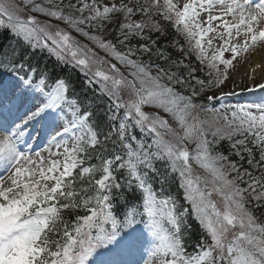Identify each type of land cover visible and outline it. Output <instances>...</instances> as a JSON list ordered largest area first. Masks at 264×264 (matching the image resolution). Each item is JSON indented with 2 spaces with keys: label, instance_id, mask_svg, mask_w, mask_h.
<instances>
[{
  "label": "snow or ice",
  "instance_id": "1",
  "mask_svg": "<svg viewBox=\"0 0 264 264\" xmlns=\"http://www.w3.org/2000/svg\"><path fill=\"white\" fill-rule=\"evenodd\" d=\"M5 33L0 264H264V0H0Z\"/></svg>",
  "mask_w": 264,
  "mask_h": 264
},
{
  "label": "bare ground",
  "instance_id": "2",
  "mask_svg": "<svg viewBox=\"0 0 264 264\" xmlns=\"http://www.w3.org/2000/svg\"><path fill=\"white\" fill-rule=\"evenodd\" d=\"M258 55H259V53H257L255 55V57L253 58V66H255L256 64L264 63L263 60H261L260 58H258L259 57ZM257 72H258V78L260 76H264V69H258Z\"/></svg>",
  "mask_w": 264,
  "mask_h": 264
},
{
  "label": "rangeland",
  "instance_id": "3",
  "mask_svg": "<svg viewBox=\"0 0 264 264\" xmlns=\"http://www.w3.org/2000/svg\"><path fill=\"white\" fill-rule=\"evenodd\" d=\"M259 57L258 58H260L261 60H263V62H264V57H262L260 54L258 55ZM255 56H253L252 58H251V63L253 64V58H254ZM245 71H248V69L245 67V66H243V65H241L240 67H239V70H238V73H237V78L239 79V76L242 74V73H244Z\"/></svg>",
  "mask_w": 264,
  "mask_h": 264
},
{
  "label": "trees",
  "instance_id": "4",
  "mask_svg": "<svg viewBox=\"0 0 264 264\" xmlns=\"http://www.w3.org/2000/svg\"><path fill=\"white\" fill-rule=\"evenodd\" d=\"M10 37L7 35V33L0 35V46L6 44L9 42ZM195 239V237H193V240Z\"/></svg>",
  "mask_w": 264,
  "mask_h": 264
}]
</instances>
